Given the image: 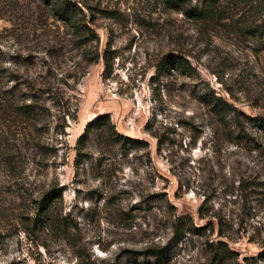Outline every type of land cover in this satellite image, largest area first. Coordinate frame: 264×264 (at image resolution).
I'll list each match as a JSON object with an SVG mask.
<instances>
[{
    "label": "rangeland",
    "instance_id": "obj_1",
    "mask_svg": "<svg viewBox=\"0 0 264 264\" xmlns=\"http://www.w3.org/2000/svg\"><path fill=\"white\" fill-rule=\"evenodd\" d=\"M71 1L90 28L80 43L51 0H0V86L17 76L44 108L37 149L12 151L24 154L16 172L0 140V264L76 263L55 237L18 232L19 213L52 188L92 259L166 247V264H264V129L253 121L264 117V0ZM195 8L206 17L191 19ZM167 54L187 68L158 75ZM98 118L144 145L119 148L97 130L76 166Z\"/></svg>",
    "mask_w": 264,
    "mask_h": 264
},
{
    "label": "trees",
    "instance_id": "obj_2",
    "mask_svg": "<svg viewBox=\"0 0 264 264\" xmlns=\"http://www.w3.org/2000/svg\"><path fill=\"white\" fill-rule=\"evenodd\" d=\"M213 3L211 2V5ZM49 6L52 17L63 22L72 30V38L74 41L80 43L89 34L90 28L85 23V15L79 2L71 0H51ZM205 14L207 13L201 10L197 11V8H195V10H190L188 16L191 19L195 17L203 18L206 17ZM101 59L104 66V73L106 74L112 70L113 65L109 44L106 45ZM186 68L177 55L167 54L156 64L155 71L158 75H165L170 74L171 71H183ZM10 81H14L15 84L9 87L8 85L0 86V130L1 128L4 130V133L1 132L0 140H3L5 143L4 152L1 153V156L4 158L3 164L7 168V171L16 172L17 166L23 164V155L25 153L27 154L28 151L33 153L37 149L34 132L38 131L37 122L42 116L44 108L39 105V98L31 92L33 88L29 84H19L17 76H13ZM28 97L30 98V102L26 103ZM211 108L216 116L222 117L225 114V108L216 99L213 100ZM253 121H256L264 129V117L256 118ZM97 130H101L102 134L109 139L112 145L118 146L119 148L133 150L144 145L143 142L128 138L116 132L114 126L110 124L107 118H98L86 125L82 135L77 140L76 166L79 165L83 158L81 151L86 142ZM8 131H12L10 135H7ZM13 150L19 153L24 152V154L13 156ZM6 183L9 184L10 182ZM18 185L20 187L21 184L12 182L6 192L10 188L17 187ZM61 195V189L52 188L44 192L38 200L33 201L30 209L27 211L22 210L18 217L20 221L17 222L19 226L18 232H22L28 239L36 237L42 240L47 236L55 237L61 247L71 249L72 255H74V259L76 260L75 264H108L104 260L92 259L89 253L82 251L78 244L80 242L74 239L75 233L78 231L77 224L70 221L69 215H63L62 212L54 211V205L61 199ZM174 227L178 229L177 225ZM192 227L191 223L190 232H199L198 229ZM39 245L44 250L47 249V246L43 242ZM168 261L169 254L166 247L146 248L142 252L128 250L125 258V264H166ZM46 264L54 263L49 261ZM116 264L119 263L117 262Z\"/></svg>",
    "mask_w": 264,
    "mask_h": 264
}]
</instances>
